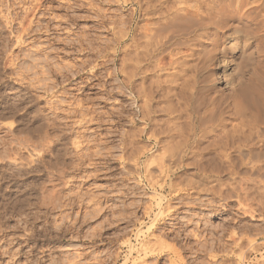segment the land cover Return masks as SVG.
I'll return each mask as SVG.
<instances>
[{
  "label": "rangeland",
  "instance_id": "1",
  "mask_svg": "<svg viewBox=\"0 0 264 264\" xmlns=\"http://www.w3.org/2000/svg\"><path fill=\"white\" fill-rule=\"evenodd\" d=\"M64 1L0 0V264H124L130 244L125 264H264V165L136 166L114 62L129 7Z\"/></svg>",
  "mask_w": 264,
  "mask_h": 264
},
{
  "label": "bare ground",
  "instance_id": "2",
  "mask_svg": "<svg viewBox=\"0 0 264 264\" xmlns=\"http://www.w3.org/2000/svg\"><path fill=\"white\" fill-rule=\"evenodd\" d=\"M116 1L129 7L124 27L121 16L119 20L113 19L114 62L120 52L126 55L124 61L121 58L123 64L119 61L115 75L123 76L122 82L130 95L132 123L141 124L132 131L135 165L145 166V172L155 167L166 177H171L172 170L192 165L203 169H233L244 164L262 167L264 0ZM38 3L31 9L36 11ZM138 138L144 140L142 146L138 145ZM200 152L211 157L190 160ZM236 156L240 161H234ZM259 157L262 159L258 161ZM166 177L163 188L171 184ZM239 188L245 192V187ZM148 243L142 244L144 255L157 250ZM130 246L124 264L132 258ZM172 253L174 261L179 260L176 248ZM144 257L133 258V264H144Z\"/></svg>",
  "mask_w": 264,
  "mask_h": 264
}]
</instances>
